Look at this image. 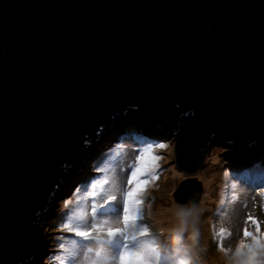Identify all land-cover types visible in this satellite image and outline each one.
<instances>
[{"label":"water","instance_id":"water-1","mask_svg":"<svg viewBox=\"0 0 264 264\" xmlns=\"http://www.w3.org/2000/svg\"><path fill=\"white\" fill-rule=\"evenodd\" d=\"M133 132L190 175L264 162V0H0V264H38L41 224Z\"/></svg>","mask_w":264,"mask_h":264},{"label":"clouds","instance_id":"clouds-1","mask_svg":"<svg viewBox=\"0 0 264 264\" xmlns=\"http://www.w3.org/2000/svg\"><path fill=\"white\" fill-rule=\"evenodd\" d=\"M135 110H139L138 105ZM190 111L195 114L194 110ZM140 134L143 133L133 132L129 134L130 139L115 141L114 147H110L101 157L105 158L104 161L93 169L101 173L100 178L95 179L90 173L89 182L78 185L74 190L73 195H76L82 187L83 193L78 198L77 210L68 215L61 225L62 231L69 232L63 239L67 240V246L59 245L64 256L63 259L54 257V264H206L202 254L207 253L209 244L202 232L205 223L202 215L208 209L200 202L206 192L200 181L197 182L202 187V193L198 203L189 201L181 205L174 202L173 208L169 209L174 218L173 227L159 231H167L170 238L164 240L166 237L163 234L157 240L149 224L142 223L145 219H154L151 210L155 198L150 197L147 202L145 198L157 181V167H162L160 163L158 165L156 154L163 151L164 144H167L169 152L173 151L174 146L168 142H147L145 140L148 138L165 139ZM164 159L159 156V162ZM254 162L248 160L237 173L240 178L234 181L230 178L234 169L226 163L224 166L227 170L223 173L219 193L214 192L210 197L219 199V219L213 222L209 218L207 223L211 241L222 264H264V167L257 164L255 170H260L262 174L251 173L250 166ZM235 181H240L241 186ZM118 197L122 198L124 204L123 219L120 217L121 210L118 217L93 218L89 224L86 211L90 207H98L99 200L118 201ZM118 203L120 201L115 203L114 210H117ZM145 208L148 209L147 217ZM219 208L224 211L219 212ZM98 223L100 227H97ZM88 229L92 230L90 235L86 232ZM113 229L118 231L119 236L109 242L104 237L111 234ZM185 234L190 243H185ZM75 237H82L80 240L83 243L77 244L73 239ZM162 240L164 242L160 243ZM44 264L50 262L45 260Z\"/></svg>","mask_w":264,"mask_h":264},{"label":"rangeland","instance_id":"rangeland-1","mask_svg":"<svg viewBox=\"0 0 264 264\" xmlns=\"http://www.w3.org/2000/svg\"><path fill=\"white\" fill-rule=\"evenodd\" d=\"M131 135H127L125 137H123L122 139L127 140L130 139ZM159 142H167L166 140H160L157 139L156 141H153L154 143H159ZM170 146H174L173 151L169 152L167 149L163 150L159 153H157V155L165 157L164 160H161L159 163L162 166L161 168H159L157 170V175H158V179L155 182V185L152 189H149V196L146 197V202L147 199L150 197H154L155 200L153 202V207H152V213L154 214V212L156 211L157 208H160V212L159 215L163 214L172 206V204L176 202V200L174 199V195L176 194L178 187L186 180V179H193L196 175V182L200 181L201 184L204 186V183H206L208 180H210L211 182V187L208 189L209 191L212 190L213 193H211V195H214V192H218L219 193V189L220 186L222 184V177H223V173L225 170H227L225 168V164L228 163L227 157L226 156H214V157H207L205 162L203 163V165L201 166V168L197 171L194 172V174L190 175L188 173H185V171L180 168L175 160V154H174V150L176 148V144L175 143H169ZM107 153V152H106ZM105 153V154H106ZM105 159V158H104ZM104 159H100L97 164L93 167V169L95 167H99L100 164L104 161ZM259 165V167H264V162H260V161H255L253 166H250V170L251 173H257V174H262L260 172V170H258V172H256L255 170V165ZM244 166V165H243ZM242 166V167H243ZM92 169V171H93ZM242 169H236L233 171L232 174H230V178L234 181L235 179L240 178V174H237L241 171ZM93 176L95 179H99L101 176V173H97L95 171L92 172ZM234 176V178L231 177ZM89 177V176H88ZM87 179L85 180V183L87 184V182H89ZM93 180V179H92ZM91 180V181H92ZM239 186H241L240 181H235ZM85 186V185H84ZM243 187V186H242ZM248 188V187H246ZM258 188V187H256ZM87 190V188L85 189ZM84 190V191H85ZM82 188L80 192H77L76 195H74V197L70 200V202L63 208V209H67V207L69 208L68 211L65 214V210H61L55 217H53L52 219L44 222L41 224V229H39V231L43 234L44 236V255L41 257V259L43 260L45 255L47 256L48 253L45 254V252L49 249L47 245H50L51 240L53 238V235H51V232L53 231L52 229H55L54 227L51 228V226H54V224H56L54 220L59 219L61 217H68V215H70L71 213H73L74 211L77 210V206H78V198L82 195ZM207 194V190L206 192L203 194V198L206 197ZM218 200L217 198H210L208 199V203L205 205V207L208 209L206 210L203 215H202V219L205 220V226L202 225V232L204 235V238L207 240L208 244H209V248L206 254H202L203 258H208L212 260H214L215 262H212L213 264H222V261L218 259L219 254L216 252L215 250V244L212 243L211 241V233L209 231V226L207 224V220L209 218L212 219L213 222H215L217 219H219V216L217 214V206H218ZM93 201V200H92ZM100 204L98 207L95 208H100L101 204L103 203L104 200H99ZM120 201V204L117 208V210H114V205L116 202ZM118 201L115 202H111L107 205H105L104 207L98 209L97 213L95 214V218L102 219V218H107V217H111V218H115L118 217V214L121 212L122 210V198L118 197ZM209 201H211L212 203H209ZM201 202V200H200ZM71 203V205H69ZM183 205V204H181ZM93 208L94 207H90L87 211H86V218L89 221V224L91 223V221L94 218V213H93ZM215 208V209H214ZM212 209H214L213 211H211ZM211 211V212H210ZM223 208H219V212H223ZM145 215L147 217L148 214V209L145 208L144 209ZM164 220H160L158 217L154 218L153 220H149V219H145V221H142V223H147L149 224L150 228L152 229V231L156 234L155 238L157 240L160 239V237L163 236V234L165 235V239L170 238V236L168 235L167 231L165 232H160V229H164L166 225H160V223H163ZM207 225V226H206ZM204 228H208V231H203ZM66 233H69L67 231H62V234L60 236H58L57 238H59V240L56 241V243L59 244H64L65 246H67V240L63 241L64 236L66 235ZM47 235V236H46ZM76 240L77 244H82L83 242L80 240V238H73ZM164 240L160 241V243H163ZM47 241V242H46ZM202 243L204 242L203 240L201 241ZM114 245H117L116 242H112ZM185 243H190V241H188L187 239V234H185ZM47 246V248H46ZM56 247V252H55V256H60L63 258L64 254L60 251V249L55 245ZM212 255H216L215 257ZM46 260V259H44ZM43 260V262H44ZM48 260V259H47ZM49 261V260H48ZM53 263H55V260H52ZM50 263V264H53ZM38 264H42L41 260H38Z\"/></svg>","mask_w":264,"mask_h":264},{"label":"trees","instance_id":"trees-1","mask_svg":"<svg viewBox=\"0 0 264 264\" xmlns=\"http://www.w3.org/2000/svg\"><path fill=\"white\" fill-rule=\"evenodd\" d=\"M91 174H92V170L90 169V171H89ZM88 173V171H86V174ZM87 176H88V174H87ZM90 180V179H89ZM79 186H82L81 184H79ZM82 188V187H81ZM73 195V193L71 194V196ZM69 198H72V197H69ZM87 202V201H86ZM69 205H71V203L69 204ZM86 205V203L84 204V206ZM68 207H67V209H63V210H65V214H66V212L68 211ZM66 216L65 217H61V218H59V220H56V224H54V226H51V227H54L55 229H52L53 231L51 232V235H53V238H52V240H51V243H50V245H48L49 247V249L47 250V252H48V254H47V256L45 257V259L47 260H49V262L50 263H53V258H54V256H55V252H56V247H55V245L59 248V243H56V241L57 240H59V238H57L58 236H60L61 234H62V230H61V225L65 222V220H66ZM173 226H169V227H167V228H172ZM46 252V253H47ZM56 257H59L60 259H63L62 257H60V256H56ZM213 258H211V259H208V258H206L205 259V262H206V264H213L212 262H215L214 260H212ZM44 262H45V260H44ZM44 262H42V264H44ZM54 264V263H53Z\"/></svg>","mask_w":264,"mask_h":264},{"label":"bare ground","instance_id":"bare-ground-1","mask_svg":"<svg viewBox=\"0 0 264 264\" xmlns=\"http://www.w3.org/2000/svg\"><path fill=\"white\" fill-rule=\"evenodd\" d=\"M143 134H140V136H142ZM137 137V136H135ZM157 138H161L160 135H157L156 136ZM157 139L156 138H148L146 139L145 141L147 142H153V141H156ZM115 144H112L110 147H114ZM211 181L208 180L206 183H204V188L207 190V194L205 198L202 197V200L201 202L203 203V205L205 206L207 203H208V199L211 197V193L213 192L212 190H208L210 187H211ZM209 203H211V201H209ZM173 205L174 203L172 204V206L169 208V209H172L173 208ZM169 209L163 214L159 215V212H160V208H157L156 211L154 212L153 214V217L154 218H159L160 220H164L163 223H160V225H166L165 227H169V226H173V223H174V218L172 216V213L171 211H169ZM214 210V209H213ZM208 224V223H207ZM203 226H205V224H203ZM207 226V225H206ZM203 231H208V228H204ZM212 256H216V255H212ZM218 259L220 260L219 256H218Z\"/></svg>","mask_w":264,"mask_h":264},{"label":"snow or ice","instance_id":"snow-or-ice-1","mask_svg":"<svg viewBox=\"0 0 264 264\" xmlns=\"http://www.w3.org/2000/svg\"><path fill=\"white\" fill-rule=\"evenodd\" d=\"M160 143H163V142H160ZM166 149H167V144H164L163 145V150H166ZM157 157H158V165H159V155H157ZM158 169H159V166L157 167V170ZM158 178L159 177L157 175V179ZM111 202H113V201H108V202H104L103 201V203L101 204L100 208L104 207L105 205H107V204H109ZM100 208H95V207L93 208L94 218H95V214L97 213L98 209H100ZM123 210H124V204H123V200H122V212H121V215H120L121 219H123ZM100 226L101 225L98 223L97 224V227H100ZM86 232H87V234L90 235L92 233V230L91 229H88V230H86ZM118 236H119L118 231L115 230V229H113L111 231V234L106 235L104 238H106L109 242H111L112 240L117 239ZM77 238H82V237H77ZM120 239H122V236L120 237Z\"/></svg>","mask_w":264,"mask_h":264}]
</instances>
